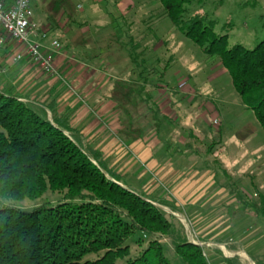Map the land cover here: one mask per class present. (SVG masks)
<instances>
[{"label": "rangeland", "instance_id": "rangeland-1", "mask_svg": "<svg viewBox=\"0 0 264 264\" xmlns=\"http://www.w3.org/2000/svg\"><path fill=\"white\" fill-rule=\"evenodd\" d=\"M32 2L35 21L47 35L48 42L58 41L62 47L58 56L63 60L62 67L55 68V76L63 78L68 88L60 82V90L65 88V91L57 92L55 98L64 102L71 95L77 109L86 111L92 122L104 120L97 114L98 106L108 109L106 126L109 125L111 131L101 133L100 137L97 135L95 143L106 155L104 160L110 169L126 176L128 186L135 192L161 198L168 204L174 203L182 209V215L162 209L182 219L177 218L188 238L194 227L197 237L209 241L210 236L206 233L210 227L204 226L202 221V229L198 230L194 224L195 191L196 201L203 208V218L210 221L212 209L221 212L216 216L217 226L218 220L226 221L223 228L227 235L240 236L248 259L241 245L231 236L228 239L230 245L223 250L238 248L235 254H238L239 263L255 264L248 255L264 252V221L259 213L262 201L254 189L264 195V130L254 113L243 108L231 77L220 61L207 57L185 38L166 17L159 0ZM186 9L187 16L201 14L214 22L218 34L228 35L229 48L240 45L254 50L264 41V0H192ZM134 46L137 53L143 50L144 61L151 67L141 64L142 70L132 62ZM68 66L73 69L71 72L66 69ZM142 71L148 73L151 86L144 87L140 82ZM160 73L164 74L163 79H160ZM3 79L0 76V81ZM182 83H186L190 90L201 87L203 98H198L201 92L197 90V98H191V101H188L191 96L187 94L174 97L182 94L184 88H178ZM208 96L215 99L224 135L236 141L250 132L252 144L249 148L258 150V160L262 163L245 172L225 162V150L215 151L213 146L212 153L206 154L212 144L209 140L212 132L208 129L214 126L207 124L202 129L199 123L196 124L200 115L196 107ZM72 97L64 103L70 105ZM190 135L193 139L189 138ZM132 137L142 141V146H152V154L160 153L157 160L166 164L162 173L158 174L157 168L148 165L134 152L132 142H127ZM243 142L248 144L247 139ZM186 144H193L199 154L175 153L184 151ZM120 151L123 155H119ZM62 201L61 194L48 192L34 202L0 200V209L13 207L31 212L43 205L56 206ZM244 201L252 208L245 211L241 206ZM139 241H142L140 247L137 245ZM149 241L147 236L136 233L126 243L130 257L117 264H126L129 259L139 256ZM161 243L165 245V255L171 264H186L173 251L168 240H161ZM203 253L207 255V252ZM98 257L90 255L86 259L93 261Z\"/></svg>", "mask_w": 264, "mask_h": 264}, {"label": "trees", "instance_id": "trees-1", "mask_svg": "<svg viewBox=\"0 0 264 264\" xmlns=\"http://www.w3.org/2000/svg\"><path fill=\"white\" fill-rule=\"evenodd\" d=\"M191 1L159 0L172 25L207 57L220 61L242 105L264 130V41L254 50L229 48L228 35L218 34L214 22L201 14L187 16ZM133 48L131 59L138 64L143 53ZM72 115L54 97L23 98L0 89V200L34 202L48 192L63 197L56 206L31 212L0 209V264H117L130 257L126 243L138 232L150 241L126 264H171L161 240H168L186 264H208L203 248L190 243L177 217L160 207L180 215L182 209L132 190L126 176L110 169L103 153L72 126ZM132 138L127 142L139 141ZM212 150L213 144L206 154ZM175 153L199 154L193 144ZM90 255L99 257L87 260Z\"/></svg>", "mask_w": 264, "mask_h": 264}, {"label": "crops", "instance_id": "crops-1", "mask_svg": "<svg viewBox=\"0 0 264 264\" xmlns=\"http://www.w3.org/2000/svg\"><path fill=\"white\" fill-rule=\"evenodd\" d=\"M105 24H106V22H105ZM144 49H145L144 51H146V47ZM13 50H15V49H13V48L5 49L1 55L0 71L2 69V73L0 74V76H3V78H4L3 80L0 81V89L1 90L5 91V92H9V93L11 92L14 95H17V96H20L23 98L36 99L37 97H40V99H46V98H50V97L55 98L59 94L57 92H60V93L64 92L65 88H68V85L65 83L63 78L57 79L59 76L56 77V76H50V75L45 74V73L42 74L41 72H43V71H41V69H39L37 66H35L33 63H31L27 59L25 61L20 62V63H13L11 60L12 56H13L12 55ZM139 53H143V55H144L143 50L139 51ZM144 59H146V57H141L140 62L137 64L140 69H142L141 64L147 65V66H145L146 68L151 67V65L149 63H145L146 60L144 61ZM61 60H62L61 58L56 57L55 68L60 69L62 67ZM10 62H12V65ZM64 64H67V62L65 63V61H64ZM69 67L70 66L66 67V69ZM69 70H70L69 72H71L73 69L69 68ZM145 75H144L145 79L143 82L141 81L142 79L139 75L140 82L142 84H144V87L151 86V81L148 80V73L146 71H145ZM160 75H161L160 79H163L162 76L164 74L160 73ZM161 81L164 82V80H161ZM60 82L63 83V85H65L64 89L60 90V86H59ZM196 90L201 92V96H199L198 98H203V96H202L203 90L201 87L196 88L195 90H190L187 85L184 87V90L180 92L182 94H180L179 96H177L175 94L174 97H181L183 94H187V96H189V97L191 96L188 101H191V98L192 99L197 98V96L195 94ZM209 91H211V89H209ZM212 93L214 94V92H212ZM213 94H211V96ZM146 96H148L147 91H146ZM71 97L72 96L70 95L68 98H66L64 100V102L71 99ZM64 102H63V100H59V103L61 105V110H64V109H70L71 110V112L73 114L72 115V126L76 129H79L81 131V133L83 134V136L87 139V141L91 142L92 144H94L99 149V147L95 143L96 136L99 135V137H100L101 133L111 131L110 126L109 125L106 126V123H107L106 118H108V116H107L108 109L106 107L101 106V105H100V107L98 106L97 114L100 115L101 117H103L105 121L103 120V121H98V122H92L89 120V117H88L89 114L86 111H82V110L79 111L77 109L76 102H75L74 98L72 99V102L70 103V105H69V103L66 104ZM196 108H198L199 113H200V115L198 117L199 121H197L196 124L199 123L198 125H200L202 127V129H203V126H205L207 124L214 126V128L208 129L209 131L212 132L211 133L212 137H210L209 140L212 141V144L215 148V151H217V150H220V151L225 150L226 151V153L224 155L225 162H229L231 165L239 167L240 171L243 170L245 172H247V170H251L252 168L257 166L258 164L263 162V161L260 162L258 160V157L260 155L258 153V150L256 151L255 148H251V149L249 148V144H252V142L250 143V141H249L250 140V136H249L250 132L245 134L241 138L236 139V141H232L230 138L227 137V135H224L225 133L222 130L221 114L215 105V99L214 98L211 99L210 96H208L207 99L202 100L200 105ZM243 108H245V107H243ZM207 117H211L210 121H212V123L207 120ZM215 132H216V134H214ZM246 139L248 140V142H247L248 144H244L246 142H243ZM141 142L142 141H136V142L132 143L133 148H134V152L137 153V155H139L140 158L145 160L148 165H151L154 168H157L158 174L162 173V171L165 169L164 167H166L164 165H166V164H164L162 161L157 160V158H159V156H160L159 155L160 153L152 154L151 150L153 147L151 146V148H148V146L146 144L142 146ZM258 149H260V148H258ZM116 155H117V153H116ZM119 155H123V151L122 152L120 151ZM105 156L103 155L104 158H106ZM106 163H107V161H106ZM246 178L248 179V176H244V179H246ZM252 178H254V177L252 176ZM254 189L256 192H258L257 194L259 195V197L262 200L264 198V195L259 193L257 188L254 187ZM194 193H195V191H194ZM194 193H193V204H194L193 219H194V224H195L196 228H198V230L202 229V224H203L202 221L204 222V226L207 224L210 228L208 229L209 232L206 233V236L207 235L210 236V240L209 241L204 240V239L202 240L199 237H197L198 235L196 236V234L194 232L195 231L194 227H192L193 232H191V234L193 235L195 241L201 245V247L203 248V251L207 252L208 258H206V259L208 260V263L209 264H219L224 259L231 260V261L239 260L237 258L238 254H235V253H237V251H239L238 248H235V247L228 248L229 252L227 250H225V251L223 250V248H226L230 245V243L228 242L229 241L228 239L230 238V236L235 239L236 243H239L241 245V247H242L241 249L244 251L245 256L247 257V253L243 249L242 239H239L240 236H238V235L234 236L231 234L227 235V230H225L223 228L224 224H226V221L218 220L217 223L219 226H217L216 221L218 218L216 216H217V214H219L221 212H217L216 210L212 209L211 213L213 216L210 219V221H208V219H206V218H203V214H202L203 208L199 207L200 204L196 201ZM226 196L228 197V195H226ZM241 206L244 208L245 211H247L248 208L249 209L252 208V207H250V203L247 201L242 202ZM206 207H207V205H205L204 208L206 209ZM259 213H260V215H262L263 221H264V211L262 208V204H261ZM259 213H258V215H259ZM253 224L255 226V223H252V225ZM238 233H240V231H238ZM189 241H190V239H189ZM190 243H192V242L190 241ZM223 252H225V253H223ZM226 252L229 253L230 256ZM248 256L253 260V262L255 264H256V262H257V264H264V252H261V254H259V255L257 254V255H251V256L248 255Z\"/></svg>", "mask_w": 264, "mask_h": 264}, {"label": "built area", "instance_id": "built-area-1", "mask_svg": "<svg viewBox=\"0 0 264 264\" xmlns=\"http://www.w3.org/2000/svg\"><path fill=\"white\" fill-rule=\"evenodd\" d=\"M32 3V0H0V59L8 46L15 49L11 55L13 63L27 59L44 73L55 76V60L61 55L62 47L58 41L48 42L35 21ZM185 86L182 83L178 88L182 90ZM189 239L201 247L192 234Z\"/></svg>", "mask_w": 264, "mask_h": 264}, {"label": "water", "instance_id": "water-1", "mask_svg": "<svg viewBox=\"0 0 264 264\" xmlns=\"http://www.w3.org/2000/svg\"><path fill=\"white\" fill-rule=\"evenodd\" d=\"M162 209V207H160ZM177 218H179V220H182L179 216L175 215ZM253 264V263H252Z\"/></svg>", "mask_w": 264, "mask_h": 264}, {"label": "bare ground", "instance_id": "bare-ground-1", "mask_svg": "<svg viewBox=\"0 0 264 264\" xmlns=\"http://www.w3.org/2000/svg\"><path fill=\"white\" fill-rule=\"evenodd\" d=\"M244 256V255H243ZM248 259V258H247Z\"/></svg>", "mask_w": 264, "mask_h": 264}]
</instances>
